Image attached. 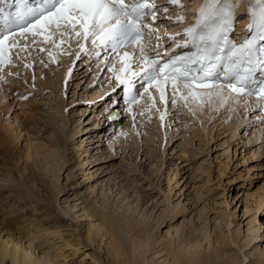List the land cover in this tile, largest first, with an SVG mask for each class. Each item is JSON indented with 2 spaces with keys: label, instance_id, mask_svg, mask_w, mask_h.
Returning a JSON list of instances; mask_svg holds the SVG:
<instances>
[{
  "label": "rangeland",
  "instance_id": "374dc122",
  "mask_svg": "<svg viewBox=\"0 0 264 264\" xmlns=\"http://www.w3.org/2000/svg\"><path fill=\"white\" fill-rule=\"evenodd\" d=\"M194 1L183 0L164 19L177 25L175 17L188 18ZM41 75L46 81L63 76L58 69ZM73 82L66 96H58V80L52 89L40 87L42 95L36 87L39 99L19 106L17 97L0 101V133L16 143L8 144L7 155L0 148L6 165L0 167V241L20 242L58 264L189 263L194 244L202 245L201 264H264L259 111L210 102L194 115L187 100L169 99L135 116L124 111L104 126L102 101L93 96L108 87L107 75L86 63ZM72 100L69 124L59 123L66 116L60 105ZM65 132L73 134L66 151L51 147ZM141 236L143 249L132 247ZM117 243L123 255L116 254Z\"/></svg>",
  "mask_w": 264,
  "mask_h": 264
},
{
  "label": "snow or ice",
  "instance_id": "6c2138e0",
  "mask_svg": "<svg viewBox=\"0 0 264 264\" xmlns=\"http://www.w3.org/2000/svg\"><path fill=\"white\" fill-rule=\"evenodd\" d=\"M241 2L247 3L248 0H204L199 10L197 24L186 30V34L197 49L196 54L179 58L182 67H177L176 61H171L164 67H158L156 61H151L148 63L146 79L150 82H157L158 90L162 91L157 75V73H162L165 83L169 79L172 80L174 90H179V85L182 84L184 88L189 89L190 95L197 98L198 94L192 91V88L209 87L204 81L215 74L219 62L224 59L215 54L225 50L221 47V42L227 44L225 33L231 28L235 11ZM170 3L179 4V0H170ZM42 4V7L35 9H17L13 22L20 25L21 33L29 32L37 26L45 31L49 28L70 27L76 35H82L84 39L100 33L101 42L112 41L115 47L117 43L137 41L144 35L138 22L146 14H152L154 18V13L150 11L154 4H149L147 0H131L130 3H126L125 0H42ZM145 9H149V12L146 13ZM248 13L251 20L249 30L254 29L256 36L246 40L239 47L232 45L227 52V64L225 65V75H231L236 80V84H229L228 87L238 94L244 92V83L248 74L255 67L264 65V46L259 49L261 55L253 59L258 40L264 41V0H254ZM178 19L183 20V17H178ZM77 26L80 31H76ZM36 34L41 33H33V35ZM11 36H14V33L9 32L0 36V62H3L5 42ZM15 44L16 41L13 40V46ZM141 51L143 52L142 48ZM213 60L217 63H213ZM197 63L200 65L203 76L199 77L198 84H193L192 82L196 81L197 77L193 76L189 80L188 73L191 71L189 64ZM245 63L248 67L244 73H241L240 66ZM165 69L169 70L165 71ZM237 85L240 86L237 87ZM260 92L264 94V88H261ZM207 95L211 96V93Z\"/></svg>",
  "mask_w": 264,
  "mask_h": 264
},
{
  "label": "bare ground",
  "instance_id": "6f19581e",
  "mask_svg": "<svg viewBox=\"0 0 264 264\" xmlns=\"http://www.w3.org/2000/svg\"><path fill=\"white\" fill-rule=\"evenodd\" d=\"M202 3L201 1H198V3L195 2L194 4V7H193V10H196L199 6V4ZM240 10H243V7L240 8ZM239 26L241 27H244L245 26V23L241 22L239 24ZM174 32V31H172ZM57 32H55L56 34ZM59 34V32H58ZM75 55V54H74ZM22 57L23 55L20 56V59L22 60ZM29 59V56H25V60H28ZM35 59H38L39 61V64H38V67L36 70H32V66L31 64H27V69H24L25 71H29L27 72L26 75H23L22 77V82H18V83H13V84H6L5 86L2 85V81L5 79H1L0 78V101L5 103L8 101V98L10 97V92H12L11 89H13V93L14 92H17V94H20V97L24 96V95H27V96H33L32 98L28 99L31 100L33 98H35L34 96L36 95V92H34V89H36V87H38L40 89V87H42L43 89L46 87L48 89H52V85L51 84H56L57 81L59 80L60 81V84L58 83V85H60V89H61V82H62V78L63 76H60V78H58L57 80V77L54 76L53 79H49V81H46L43 79V76L41 74H43V72H47V71H55L56 69H59V68H52L54 67V64H53V58H48V56L45 55V53H39V54H36L35 55ZM30 60V59H29ZM49 73H52V72H49ZM125 71L122 70L121 72H119L117 75L119 74H124ZM1 75V73H0ZM63 75V74H62ZM165 84H161L160 87L162 89L159 90V92L157 93V95H159L161 97V95L165 96ZM57 87V86H56ZM62 90V89H61ZM192 91L196 92L198 94V97L197 98H194L192 95L189 94V89L188 90H183L181 87H179V90H177V92L179 93H182V95L185 97V95L187 96L190 104H191V110H190V113H194L195 114H199L201 113V110L203 109V105H200V103H205L206 102V105L205 107H208L210 104V102L213 104L212 106L215 107V108H218V109H232L234 108L236 111H239V105L241 106H244L247 102H249L250 99H246V101H243L241 102L242 100L244 99H239V98H236V97H233L230 93H228L226 90L222 89V88H218V89H215L213 91H196V90H193ZM12 93V94H13ZM185 93V94H184ZM207 93H211V96L207 95ZM149 97L153 98L154 97V94H150ZM209 99H212L211 101H209ZM251 101V100H250ZM186 102V101H185ZM253 104H257L259 105V101H252ZM2 104V103H0ZM63 102L62 104L60 105V108H64L63 106ZM2 106V105H1ZM59 107V106H57ZM103 111H104V107H103ZM189 111V110H188ZM103 115H105V113H103ZM31 116V113L29 114V117ZM106 116V115H105ZM68 118V117H67ZM69 120L66 119V116H62V118L60 117V121L59 123L61 122H66L67 124H69L68 122ZM72 122V121H71ZM63 125V124H62ZM61 125V126H62ZM69 126V125H68ZM3 127V126H2ZM64 127V125L62 126ZM75 128V126H74ZM5 129V128H4ZM155 129V128H154ZM5 131V130H4ZM61 132V131H60ZM64 132V131H63ZM62 133V132H61ZM8 134V133H7ZM6 134V135H7ZM61 135V134H60ZM62 135H65L64 138H59L60 141H58L59 139L57 138V143L52 145L48 140L46 141L49 142L51 144V147H54V146H59V147H63L64 146V150L66 151V146H67V142L70 138V137H73V134L68 137L66 135V132L65 134L63 133ZM22 136V135H21ZM61 137V136H60ZM24 138V137H23ZM39 138V137H38ZM46 140V139H45ZM53 141V140H52ZM9 143H12V144H16L15 142L13 143L12 142H9ZM7 142V139L5 137H3V135L0 133V148L3 150V153L4 155H7L9 153L8 151V144ZM37 143V142H36ZM43 143V142H42ZM48 143V144H49ZM53 143V142H52ZM19 144V143H18ZM49 144V145H50ZM30 145V144H29ZM114 145V144H113ZM14 145H12L13 147ZM48 146V145H47ZM33 147V146H32ZM49 147V146H48ZM126 147V146H125ZM30 149L31 148V145H30ZM28 149V150H30ZM67 149H69L67 147ZM31 151V150H30ZM29 152V151H28ZM36 153V152H35ZM30 152L27 153V157L28 158H31L32 159V156L30 157ZM16 156V155H15ZM15 156H13L11 158V160L13 161L15 158ZM51 156V155H50ZM20 158V157H19ZM17 159V158H16ZM15 159V160H16ZM20 160V159H18ZM47 162V161H46ZM18 164H19V161H18ZM17 165V164H16ZM15 166V165H14ZM13 166V167H14ZM50 166V164H49ZM121 166V165H120ZM0 167H6L5 163H3L2 161H0ZM51 167V166H50ZM54 167V166H53ZM52 168V167H51ZM42 169L43 166H42ZM115 170V169H114ZM116 181V180H115ZM117 181H118V178H117ZM116 181V182H117ZM115 185V184H114ZM110 186V185H109ZM263 198H261V201H262ZM259 200H260V196H259ZM258 202V201H257ZM259 204V203H258ZM115 207V206H114ZM42 209V208H41ZM88 214V213H87ZM90 216V215H88ZM118 218V217H117ZM124 219V218H123ZM125 220V219H124ZM140 221V220H139ZM106 223V222H105ZM136 224V222H134ZM110 224V223H109ZM104 225V224H103ZM96 226H98V230L101 231V228H102V224H97ZM111 226V225H110ZM136 227L138 225H135ZM93 228V227H92ZM96 228V227H95ZM100 228V229H99ZM104 230V229H102ZM115 231V230H114ZM207 233V232H206ZM208 234V233H207ZM1 236V235H0ZM112 236V235H111ZM140 236V235H138ZM205 236V235H204ZM203 236V237H204ZM207 237L209 235H206ZM92 236H90V239H91ZM120 237V236H119ZM123 237V236H122ZM207 237H204V238H207ZM209 238V237H208ZM11 239V238H10ZM141 239V243H137L138 240H136V243H135V240L132 241V247H138L142 248L143 244H142V236L141 238H139V240ZM1 240V238H0ZM205 240V239H204ZM208 240V244L210 242V238L209 239H206V241ZM113 241H114V237H113ZM116 241V240H115ZM118 241H120V244H121V240H119L118 238ZM112 242V241H111ZM200 244H201V241H199ZM203 242V240H202ZM144 243V242H143ZM191 244V243H190ZM204 244V243H203ZM194 248L196 247V244H194ZM199 245V244H198ZM197 245V250L195 251L193 247L192 248V252L189 251L188 253H190L189 255H191L190 257V260H189V263H186V262H178V263H173V264H201L202 261H200V259L198 257H201L200 256V253H198V251L200 250V246L202 245ZM145 246V244H144ZM211 246V245H210ZM112 248V247H111ZM113 248L114 250L116 251V254L119 256V255H123V251L121 249V247H119V244H115L113 245ZM195 248V249H196ZM202 248V247H201ZM132 249V248H131ZM143 249V248H142ZM187 249H190V248H187ZM194 250V251H193ZM31 251V252H30ZM125 251V250H124ZM136 251H137V248H136ZM201 252V250L199 251ZM136 254V252H134ZM140 253V251H139ZM138 253V254H139ZM137 254V255H138ZM48 258V257H47ZM45 258L43 260V258L39 257L37 254H35V252L33 253V250H30V249H27V248H24L22 245H20V242H17V241H0V264H58L57 262H55L53 259L50 260V259H47ZM119 258V257H117ZM196 258V260H195ZM139 259V258H138ZM137 258H134V260L132 261L133 264H139L140 262L138 261ZM123 260V259H122ZM140 260V259H139ZM168 260H164L163 262H166ZM139 262V263H138Z\"/></svg>",
  "mask_w": 264,
  "mask_h": 264
}]
</instances>
